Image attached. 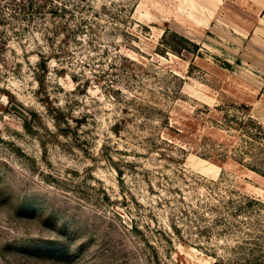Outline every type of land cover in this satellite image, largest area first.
I'll return each instance as SVG.
<instances>
[{
    "label": "rangeland",
    "instance_id": "374dc122",
    "mask_svg": "<svg viewBox=\"0 0 264 264\" xmlns=\"http://www.w3.org/2000/svg\"><path fill=\"white\" fill-rule=\"evenodd\" d=\"M0 264H264V0H0Z\"/></svg>",
    "mask_w": 264,
    "mask_h": 264
}]
</instances>
